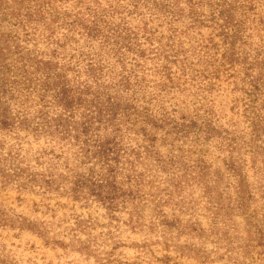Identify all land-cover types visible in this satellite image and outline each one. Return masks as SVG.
I'll return each instance as SVG.
<instances>
[{
	"label": "trees",
	"instance_id": "trees-1",
	"mask_svg": "<svg viewBox=\"0 0 264 264\" xmlns=\"http://www.w3.org/2000/svg\"><path fill=\"white\" fill-rule=\"evenodd\" d=\"M239 117L264 150V0H0V185L47 212L96 204L107 226L183 230L202 261L264 264V182L244 158L261 154ZM62 222L17 227L65 247L44 236Z\"/></svg>",
	"mask_w": 264,
	"mask_h": 264
},
{
	"label": "rangeland",
	"instance_id": "rangeland-1",
	"mask_svg": "<svg viewBox=\"0 0 264 264\" xmlns=\"http://www.w3.org/2000/svg\"><path fill=\"white\" fill-rule=\"evenodd\" d=\"M239 120L242 139L244 138L248 145L244 146L245 150L252 148L261 154V156L255 155L254 158L246 153L244 157L245 150H240L248 165H251L254 159L252 163L254 168H249L246 172L247 180L253 184L252 186L257 187L258 183L264 182L263 146L259 141L257 144L254 143L255 146H249L253 137L247 128L248 123L243 122L241 117ZM259 132L263 134V138L264 131ZM240 145H243L242 141ZM257 147H262V150H258ZM44 201L36 195L17 192L0 185V206L17 220L14 228L0 227V252L4 253L8 259L15 260L17 264H235L214 257H212L213 262L202 261L191 252L199 248L200 241L197 238H189L187 234L182 233L183 230L176 227L162 228L160 232H150L145 229L132 231L124 224L115 228L105 225L108 218L99 205L91 204L88 208H82L79 203L73 204L70 199L61 198L58 200L59 204L65 205L54 208V213H51L41 206ZM50 203L54 204V200ZM74 213L82 215L84 219L89 216L98 226L93 229H82L72 234L68 231L72 220L68 218ZM52 215L55 217L52 218ZM182 216L183 220L187 219L186 216ZM20 217L27 219V222L64 220L61 224L54 225L44 236L45 238L56 237L67 245L61 247L46 244L42 237L32 231L18 229ZM123 217L126 218V215L121 214V218ZM197 220L204 227H208L205 217H199ZM235 221L239 228L245 225V220L241 217H236ZM203 243L208 251L212 250L213 246L210 242L204 241ZM223 251L221 249L218 252ZM262 263L263 261H254L251 264Z\"/></svg>",
	"mask_w": 264,
	"mask_h": 264
}]
</instances>
